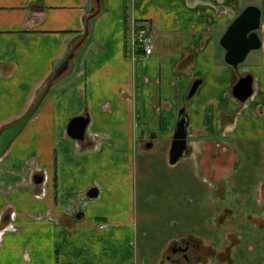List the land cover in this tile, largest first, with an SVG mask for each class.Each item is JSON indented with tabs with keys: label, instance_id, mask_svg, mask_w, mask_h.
Listing matches in <instances>:
<instances>
[{
	"label": "crops",
	"instance_id": "0c3cea01",
	"mask_svg": "<svg viewBox=\"0 0 264 264\" xmlns=\"http://www.w3.org/2000/svg\"><path fill=\"white\" fill-rule=\"evenodd\" d=\"M249 1L127 0L125 26L124 0H0V128L74 54L0 158V264H182L171 248L186 245L197 264H264V19L242 73L219 43ZM180 109L187 152L172 165Z\"/></svg>",
	"mask_w": 264,
	"mask_h": 264
},
{
	"label": "water",
	"instance_id": "95a60500",
	"mask_svg": "<svg viewBox=\"0 0 264 264\" xmlns=\"http://www.w3.org/2000/svg\"><path fill=\"white\" fill-rule=\"evenodd\" d=\"M97 5L100 0H95ZM261 11L255 6L249 5L245 7L228 25L225 32L220 38V46L225 51L224 62L232 68H236L244 62L247 55L251 51L258 50L261 46L257 30L260 27ZM74 54L71 52L68 56L55 68L51 77L45 82L38 98L34 102L32 108L15 122L0 128V158L8 150L12 142L22 132L28 121L35 114L43 99L47 96L53 83L62 77L69 67V62ZM199 81L194 82L189 97L195 92ZM252 76L246 74L240 77L232 86L231 94L239 102H245L251 97ZM88 116H78L72 118L67 126V135L77 141H83L86 127L88 125ZM188 125V117L183 109L178 112V118L174 129L173 139L169 150V163L175 164L186 152V128ZM42 175L34 177L35 183L42 182ZM96 190H90L87 193L89 198H95ZM8 220V216L3 218ZM186 259V256H183ZM183 258V259H184Z\"/></svg>",
	"mask_w": 264,
	"mask_h": 264
},
{
	"label": "rangeland",
	"instance_id": "374dc122",
	"mask_svg": "<svg viewBox=\"0 0 264 264\" xmlns=\"http://www.w3.org/2000/svg\"><path fill=\"white\" fill-rule=\"evenodd\" d=\"M242 5L243 6L252 5V6L257 7L261 11V20L264 19V0H250L249 2H243ZM250 63H251V55H248L247 58L244 60V62H242L241 64H239L237 66L236 70L234 68H231L228 65H225L226 66L225 68L231 70L232 74L237 75V72L238 73H242L244 71V69L250 65ZM122 167L123 168L121 170V175L117 176V178L115 179V183H114V188H116L117 185H118V189L119 190H125V188L127 187V184H126L127 182H126V177H125V174H126V166H125V164ZM132 183H133V181H132Z\"/></svg>",
	"mask_w": 264,
	"mask_h": 264
},
{
	"label": "built area",
	"instance_id": "2783aa9c",
	"mask_svg": "<svg viewBox=\"0 0 264 264\" xmlns=\"http://www.w3.org/2000/svg\"><path fill=\"white\" fill-rule=\"evenodd\" d=\"M133 48L141 50L145 56L152 53V38L144 30L138 29L134 34Z\"/></svg>",
	"mask_w": 264,
	"mask_h": 264
},
{
	"label": "flooded vegetation",
	"instance_id": "af4514ba",
	"mask_svg": "<svg viewBox=\"0 0 264 264\" xmlns=\"http://www.w3.org/2000/svg\"><path fill=\"white\" fill-rule=\"evenodd\" d=\"M260 24H261V22H260ZM259 28H260V27H259ZM257 31H258V30H257ZM183 156H184V155H183ZM183 156H182V157H183ZM182 157H181V158H182ZM181 158H180V159H181ZM180 159H179V160H180ZM179 160H178V161H179ZM178 161H177V162H178ZM177 162H176V163H177ZM188 248H189V245H186V247H185L184 249H182V248H177V247L174 248V247H173V248H171V253H173V252L175 251V249H179V251H180L181 253H183V254H182V257H183V256H186V259H185L184 257H183L184 259L182 258V264H197V262L199 261V258H197V255H194V256H193V255H187V254L185 253V252L187 251ZM177 251H178V250H177ZM177 263L179 264V261H178Z\"/></svg>",
	"mask_w": 264,
	"mask_h": 264
},
{
	"label": "trees",
	"instance_id": "16d2710c",
	"mask_svg": "<svg viewBox=\"0 0 264 264\" xmlns=\"http://www.w3.org/2000/svg\"><path fill=\"white\" fill-rule=\"evenodd\" d=\"M128 4H127V0H124V4H123V14H124V24H125V26H127L126 25V22H127V11H128V6H127ZM139 28H137L136 30H138ZM135 53H136V55H140L142 52H141V50H139V49H137L136 51H135ZM51 77V76H50ZM32 108V107H31Z\"/></svg>",
	"mask_w": 264,
	"mask_h": 264
}]
</instances>
